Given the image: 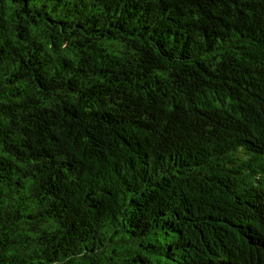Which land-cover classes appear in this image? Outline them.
<instances>
[{
  "label": "trees",
  "instance_id": "16d2710c",
  "mask_svg": "<svg viewBox=\"0 0 264 264\" xmlns=\"http://www.w3.org/2000/svg\"><path fill=\"white\" fill-rule=\"evenodd\" d=\"M0 264H264V0H0Z\"/></svg>",
  "mask_w": 264,
  "mask_h": 264
}]
</instances>
